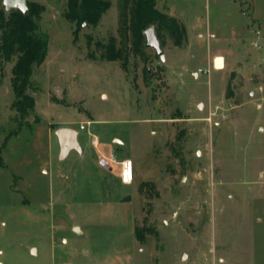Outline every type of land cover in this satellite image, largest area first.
Masks as SVG:
<instances>
[{"label": "rangeland", "instance_id": "rangeland-1", "mask_svg": "<svg viewBox=\"0 0 264 264\" xmlns=\"http://www.w3.org/2000/svg\"><path fill=\"white\" fill-rule=\"evenodd\" d=\"M27 1L49 44L21 122L0 59V264H264V0H159L184 44L162 32L163 62L145 35L126 66L106 57L120 0L96 26Z\"/></svg>", "mask_w": 264, "mask_h": 264}, {"label": "trees", "instance_id": "trees-1", "mask_svg": "<svg viewBox=\"0 0 264 264\" xmlns=\"http://www.w3.org/2000/svg\"><path fill=\"white\" fill-rule=\"evenodd\" d=\"M159 0H120L121 46L112 39L106 49V57L111 62L121 61L124 66L131 54H143L145 32L153 28L160 41V34L167 32L176 46L184 44L186 30L179 20L161 12L157 8ZM106 0H68L65 17L77 22L78 26L87 23L96 26L101 17L110 9ZM29 14L7 13L0 0V59L15 61L12 68L11 84L15 95L12 104L24 121L35 110V99L27 93L34 68L41 66L47 57L49 38L41 32L39 20L45 11L44 6L29 3ZM161 43V41H160ZM162 47V43H161ZM143 193L144 190L142 189ZM139 241H144L140 229L135 230Z\"/></svg>", "mask_w": 264, "mask_h": 264}, {"label": "water", "instance_id": "water-1", "mask_svg": "<svg viewBox=\"0 0 264 264\" xmlns=\"http://www.w3.org/2000/svg\"><path fill=\"white\" fill-rule=\"evenodd\" d=\"M3 6L7 13L10 12H21L24 15L29 14L28 1L27 0H3ZM146 35V46L150 49L155 50L157 56L164 62L165 58L163 55L161 43L153 28L148 29L145 32ZM60 147H61V159H65L72 150H79V144L77 142V132L72 129H60L56 132ZM102 165L108 167L105 161H102Z\"/></svg>", "mask_w": 264, "mask_h": 264}, {"label": "built area", "instance_id": "built-area-1", "mask_svg": "<svg viewBox=\"0 0 264 264\" xmlns=\"http://www.w3.org/2000/svg\"><path fill=\"white\" fill-rule=\"evenodd\" d=\"M85 126H81L80 130H85ZM93 145L97 146L98 142L97 140L93 141ZM133 162L131 160H126L123 161L121 163V174H120V178H121V182L125 185H129L131 183H133L134 180V172H133Z\"/></svg>", "mask_w": 264, "mask_h": 264}, {"label": "bare ground", "instance_id": "bare-ground-1", "mask_svg": "<svg viewBox=\"0 0 264 264\" xmlns=\"http://www.w3.org/2000/svg\"><path fill=\"white\" fill-rule=\"evenodd\" d=\"M215 63H216V68L217 69H223V67H224V61H223L222 58L216 59Z\"/></svg>", "mask_w": 264, "mask_h": 264}, {"label": "crops", "instance_id": "crops-1", "mask_svg": "<svg viewBox=\"0 0 264 264\" xmlns=\"http://www.w3.org/2000/svg\"><path fill=\"white\" fill-rule=\"evenodd\" d=\"M216 57H217V56H214V58H213L214 61H215ZM218 58H222V59H223V61H224V67H225V66H226V63H225V59H224V57L220 55V57H218ZM77 136H78V134H77ZM133 172H134V168H133ZM133 181H134V180H133Z\"/></svg>", "mask_w": 264, "mask_h": 264}]
</instances>
